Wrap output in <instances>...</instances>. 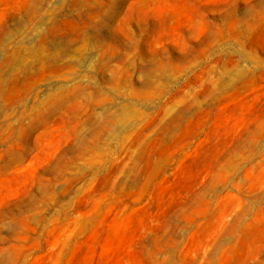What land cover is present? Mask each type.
<instances>
[{"label": "rangeland", "instance_id": "374dc122", "mask_svg": "<svg viewBox=\"0 0 264 264\" xmlns=\"http://www.w3.org/2000/svg\"><path fill=\"white\" fill-rule=\"evenodd\" d=\"M0 264H264V0H0Z\"/></svg>", "mask_w": 264, "mask_h": 264}]
</instances>
